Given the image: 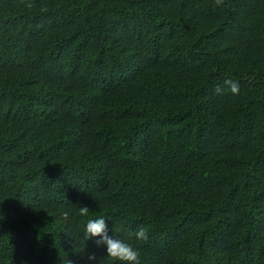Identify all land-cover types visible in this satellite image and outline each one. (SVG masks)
Wrapping results in <instances>:
<instances>
[{
    "label": "trees",
    "instance_id": "obj_1",
    "mask_svg": "<svg viewBox=\"0 0 264 264\" xmlns=\"http://www.w3.org/2000/svg\"><path fill=\"white\" fill-rule=\"evenodd\" d=\"M35 3L0 0V264H120L99 217L141 264H264V0Z\"/></svg>",
    "mask_w": 264,
    "mask_h": 264
},
{
    "label": "clouds",
    "instance_id": "obj_2",
    "mask_svg": "<svg viewBox=\"0 0 264 264\" xmlns=\"http://www.w3.org/2000/svg\"><path fill=\"white\" fill-rule=\"evenodd\" d=\"M20 3L26 9H33L36 7L35 0H20ZM217 3H222V0H217ZM44 10V9H42ZM224 83L228 86V89L233 93L237 94L239 91V84L233 80H225ZM217 94L223 92V89L217 86L215 89ZM89 214V208L87 206L79 207V215L81 217H87ZM65 220L69 218L67 211L62 213ZM2 218V217H0ZM134 236L137 240L146 241L148 239V231L144 226H140L135 232ZM99 239H95V238ZM83 239L94 240L97 247H106V256L115 262L120 264H141L140 252L134 248L131 244L125 243L123 240L114 238L108 234V227L105 223L104 217L96 219H88L84 228ZM88 261L96 259L95 253H91L87 256Z\"/></svg>",
    "mask_w": 264,
    "mask_h": 264
}]
</instances>
